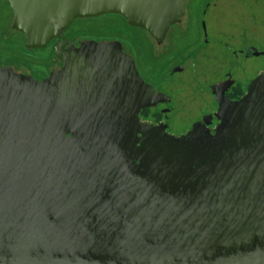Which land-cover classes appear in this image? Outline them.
I'll use <instances>...</instances> for the list:
<instances>
[{"label":"water","instance_id":"obj_1","mask_svg":"<svg viewBox=\"0 0 264 264\" xmlns=\"http://www.w3.org/2000/svg\"><path fill=\"white\" fill-rule=\"evenodd\" d=\"M8 1L28 47L106 13L161 43L184 14V0ZM233 83L212 87L213 133L204 118L176 137L140 121L162 95L113 43L43 81L0 67V264H264V72L235 101Z\"/></svg>","mask_w":264,"mask_h":264},{"label":"flooded vegetation","instance_id":"obj_2","mask_svg":"<svg viewBox=\"0 0 264 264\" xmlns=\"http://www.w3.org/2000/svg\"><path fill=\"white\" fill-rule=\"evenodd\" d=\"M191 1L184 0L181 21L170 26L161 43L145 29L129 25L124 16L106 13L77 18L44 44L28 47L26 35L13 27L14 13L9 1L0 0V67L43 81L60 71L66 55L82 44L113 43L130 56L154 93L162 95L156 105L140 111L141 122L161 125L168 134L179 137L188 133L196 122L208 118L206 127L213 133L219 121L215 116L218 103L212 87L232 79L234 83L225 95L232 101L240 99L250 81L243 84L239 77H234L230 56L236 60L240 56L250 58L255 50H260L255 41L248 44L247 31L233 33L227 29L234 27L233 22L228 26L221 25L219 20L209 23V16L219 9L220 0ZM251 1L255 8L264 7V0ZM210 27L215 29L213 33ZM214 58L218 62L216 66L211 63ZM235 65L234 69L245 73L244 66ZM215 72L219 73L218 77L207 84L206 90L203 86L194 89V85H202ZM176 73L189 74V81L174 84L171 79ZM188 87L191 89L186 90Z\"/></svg>","mask_w":264,"mask_h":264},{"label":"rangeland","instance_id":"obj_3","mask_svg":"<svg viewBox=\"0 0 264 264\" xmlns=\"http://www.w3.org/2000/svg\"><path fill=\"white\" fill-rule=\"evenodd\" d=\"M191 3H194V1L192 0ZM218 4L219 9H217L216 12L211 13L209 16V23L211 22L210 24H213L212 21L219 20L221 25L228 26L231 25L229 23L233 22L234 27L227 28L230 32L240 33L242 31H247L250 34L248 36V44H254L255 41L260 52H264V7L255 8L251 0H246L242 3L234 0H220ZM210 28L211 32L213 33L215 29L213 27ZM232 60L234 61V64ZM211 63L212 65L216 66L218 62H216L214 58L211 59ZM236 63L246 68L245 73H239L236 68L234 69ZM229 66H233L234 77H237V79L239 77L241 82L246 84L264 72V55L252 56L250 58H244L243 56H240L239 60L232 59L230 56ZM168 69L169 67H167L166 70ZM218 74L219 73L217 72L212 74L208 81H203L202 85H194V89L197 90L199 88H197V86H203L206 90L207 84L211 81H215L218 77ZM189 78L190 75L187 73H176L172 77L171 81L174 84H186L189 81ZM188 89L191 88L188 87L186 90Z\"/></svg>","mask_w":264,"mask_h":264}]
</instances>
